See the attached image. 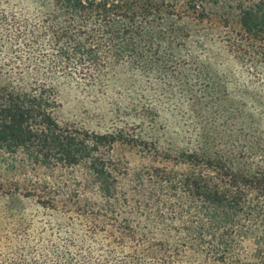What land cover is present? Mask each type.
Returning <instances> with one entry per match:
<instances>
[{
  "label": "trees",
  "instance_id": "obj_1",
  "mask_svg": "<svg viewBox=\"0 0 264 264\" xmlns=\"http://www.w3.org/2000/svg\"><path fill=\"white\" fill-rule=\"evenodd\" d=\"M0 264H264V0H0Z\"/></svg>",
  "mask_w": 264,
  "mask_h": 264
},
{
  "label": "rangeland",
  "instance_id": "obj_2",
  "mask_svg": "<svg viewBox=\"0 0 264 264\" xmlns=\"http://www.w3.org/2000/svg\"><path fill=\"white\" fill-rule=\"evenodd\" d=\"M12 4L26 6L32 0H9ZM224 67H226L224 65ZM231 67V63L229 64ZM125 76L120 75L118 81L105 90L92 93L82 91L74 85H67L60 89V108L57 113L58 120L62 123L74 124L77 127L93 131L107 130L116 117L114 110L125 111L127 99L117 86L124 85ZM121 97V98H120ZM127 113V112H126ZM127 116L126 121L131 122ZM180 117L169 112L160 115L159 124L163 126L165 137H173L178 133ZM125 155L130 162V168L138 163V158L133 153H119Z\"/></svg>",
  "mask_w": 264,
  "mask_h": 264
}]
</instances>
